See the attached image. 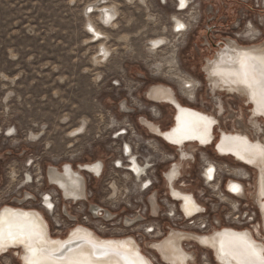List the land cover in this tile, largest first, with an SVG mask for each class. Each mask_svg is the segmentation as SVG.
Listing matches in <instances>:
<instances>
[{
	"label": "rangeland",
	"instance_id": "obj_1",
	"mask_svg": "<svg viewBox=\"0 0 264 264\" xmlns=\"http://www.w3.org/2000/svg\"><path fill=\"white\" fill-rule=\"evenodd\" d=\"M141 1L0 0V203H10L20 195V181L25 171L35 177L38 166L43 170L48 165L60 167L69 163L70 159L73 163L96 159L102 161L103 166L105 162L106 168L101 179L88 184L92 193L90 201L117 215L114 222L103 225L106 227V236L133 232L142 234L137 228L143 230L150 223L160 225L162 230L166 227L169 221L163 215L167 210L165 205H162V214L159 213L158 218L144 216L142 226H120V219L126 215L133 216L142 208V203L139 204L141 198H138L132 184H115V194L111 192V184H107L111 177V163L123 141L120 136L113 140L111 137L116 131L127 127L131 130L126 141L134 134L146 139L147 134L138 125L140 116L150 120L156 118L154 121L159 123L163 131L170 127L172 109L166 105L155 106L157 113L154 114L151 112L153 106L144 96L147 87L158 83L170 86L184 106L212 115L210 100L201 83L204 80L200 73L202 64L227 38L236 39L242 45L264 40V22H259V16L264 17V8L257 0L241 1L243 4L240 0H195L197 7L193 14L186 12L190 25L182 20L186 24L185 32L181 36H174L170 28L173 18L179 17L174 13L172 3L163 0L165 6H160L158 0ZM91 4L117 9L114 18L117 20L109 23L112 28L99 26L102 23L98 13L89 14L86 9ZM84 13L92 16H85ZM88 21L104 34L100 40L95 41L91 37L86 28ZM238 23L241 25L236 28ZM248 23L257 31L259 38L256 41L249 40V34L245 33ZM157 38H167L171 42L170 46L151 52L150 40ZM171 45L176 49V69L179 74L196 79L201 84L194 105L180 98L178 81H170L167 75H162L163 59L172 55ZM101 47L109 50L104 59L99 51ZM168 69L164 67V72ZM122 102L126 103L130 112L120 109ZM228 104L235 114L240 115L241 107L243 114L248 116V108L240 100L230 99ZM227 121L221 128L225 132L235 133L232 122L229 119ZM5 130L12 131V136L5 137ZM215 131L218 132V129ZM72 132L75 134L71 135ZM74 137L77 138L71 139ZM156 143L161 151L172 153L171 147L159 140ZM203 151L208 161L206 158L201 161L200 151L195 153L196 161L187 170L183 180L193 189L196 200L206 208V214L202 215L198 224L205 223V230L208 231L214 225L213 218L217 217L224 227L239 230L250 227L251 224L243 227L229 225L238 219L233 212L238 210H234L229 202L219 201L217 193L223 185L220 181L224 183L230 179L243 183L249 191L253 172L246 170L247 180L242 178L243 181H240L234 174L236 169L232 168L235 166L232 160L218 158L211 146ZM26 160H33L34 166L25 169ZM203 162L207 164L204 168H208L209 162L217 166L218 176L208 188L203 187L199 179ZM164 168L165 165L159 166V178ZM226 170H230L233 176H227ZM27 177L30 176L27 174ZM155 187L159 191L160 202H163L165 196H162L161 183ZM22 190L31 192L37 198L40 192L51 191L52 187L41 181ZM237 202L239 207L242 204L239 208L241 213L253 215V205L244 200ZM26 205L38 208V204L33 201ZM81 209L82 206L77 204L72 206L71 211L76 214ZM58 215L55 214V217L61 219L63 225L60 229H55L51 221L48 222L52 237L64 236L66 229L72 225ZM91 223L97 224L95 220ZM113 223L116 226H109ZM11 253L0 259L2 264H17ZM197 253V264H204L201 260L203 253ZM206 256L208 264H213L209 255Z\"/></svg>",
	"mask_w": 264,
	"mask_h": 264
},
{
	"label": "bare ground",
	"instance_id": "obj_2",
	"mask_svg": "<svg viewBox=\"0 0 264 264\" xmlns=\"http://www.w3.org/2000/svg\"><path fill=\"white\" fill-rule=\"evenodd\" d=\"M172 3L175 4V7L179 6L180 11L187 13H189L187 11L188 7L193 6V4L189 6L187 4L185 7L180 6L179 4H182V0H172ZM86 9H88L89 13L97 12L100 23L104 25H109L117 13V9L112 6L100 7L96 4H91ZM86 28L95 41L100 40L104 36L102 31L98 30L90 21L86 23ZM176 28L180 31L182 29V27L177 25ZM225 40L222 42V46L214 51L212 59L205 62L201 70V75L204 77L205 93L210 100L213 112L212 115L184 106L175 98L170 88L154 86L144 91V96L147 101L169 106L174 114L172 117V125L163 132L145 117L140 116L138 118V125L144 131H147L148 134L145 133L148 138H141L136 134H134V137L141 139L143 143L149 145L150 149L154 150H156L155 137H161L171 144L169 146L173 149L172 153L165 154L172 158V162L168 164L163 179L161 180L162 196H165L162 202L163 204H160L159 201V191L156 190V187H153L149 189L147 202L145 199L142 200V206H146V216L150 213L155 217L161 211L162 205H165L167 207L166 212L168 213H166L167 215L165 214V217L166 219L171 218L174 226L168 223L162 230L161 226L158 225V229L153 230V234L149 238H143L141 234H134V232L133 234H116L118 229L115 231L116 235L108 237L105 234L107 233L105 231L106 227L103 225L108 222H114V214L107 209L102 211L101 207L98 206L99 204L97 205L88 200L86 185L87 174L85 171L89 170L94 173L95 181H98L103 171V162L95 160L97 163L93 167H91L92 163L86 162V164L79 162L75 166L70 162L60 167L49 165L48 168H44L43 170L39 169L37 177L38 181H40V176H43L45 182L52 187L51 192L58 195V207L55 205L53 198H51V192H40L42 194L41 196L44 197L41 201L44 202L46 207L42 205L38 208L27 206L25 202L32 195L26 191L23 192L22 188L19 189L22 197L19 195V198H14L10 202V204L12 203L11 205L0 203V259L8 257L10 255L9 253L12 252L11 256L16 260L17 264H30V261L32 264H121L118 257L114 255L95 258L90 247L85 244L65 254L61 259L55 258L56 251L62 240L66 238L76 239L80 236L82 238H90L96 242H109L120 251L141 256L143 261L140 262L136 259L137 261L133 260L132 264H197L198 251L208 253L213 264H239L241 260L246 259L240 255V250L246 247L248 243L253 244L258 250L264 249V160H261L258 154L252 155V153L257 151V147L264 148V119L259 116L260 114L264 116V102L255 98V102H258V105H255L256 112L253 111L249 105L250 98L253 100V93L238 81L239 75L237 77V74L235 75L232 72V68L235 67L234 63L241 55L251 56L257 62L255 65H260L264 70V41L258 45L242 47L235 44H226ZM170 43L167 38H157L150 40L149 49L151 52H156L164 46L168 45L169 47ZM225 44L230 50V53L227 54L228 59L224 58L225 52L223 47ZM175 50V46L171 45L170 52L172 55L163 59L162 72L169 79L178 81L177 83L180 86L190 84V78L185 75H180L176 69ZM99 51L102 53L101 57L103 59L109 53V50L104 47H101ZM205 59H208V57ZM164 67L169 69L164 72ZM182 93L187 97H192L189 90L183 89ZM226 98L240 100L248 108V116L243 114L241 107L240 115L232 112L229 107H226V104L221 102ZM120 109L130 112V109L124 102L120 104ZM224 115L226 116L224 117ZM152 119L154 121L156 118ZM227 119L232 122V128L235 130V133L225 132L221 128V126L223 127L224 124L226 125L229 122ZM216 128L220 133L217 136ZM121 130L128 134L131 129L125 127ZM6 132V137H10V131L6 130ZM75 132H72L71 135L75 134ZM119 136L121 137V134L114 138L111 137V139H116ZM162 143L165 145V142ZM208 146L213 147L214 153L218 158L231 159L233 163L245 166L253 172L254 180L249 191L239 181L231 179L224 183L220 181V184H223L221 188L225 194L236 200L249 202L255 207L256 211L252 213L253 215L251 213L249 215L245 212L241 213L239 208L242 204L239 207V202L225 195L220 189H218L217 193L219 201L222 203L229 202V205L234 210H238H232L235 212L234 214H237L235 216L238 219L235 222L229 223V225L234 224L243 227L251 224V228L247 227L246 229L241 228L239 230L233 227H224L217 217L213 218L214 225L212 227L210 226L208 231H200V225L190 227L187 224V227H183L182 225L184 223H179V225L176 223V217L181 218L180 220L184 222H189L190 220L198 221L202 218L203 214H206V208L196 200L192 191L193 189L189 186H182L178 182L185 178L187 166H191L193 162L195 163V151L198 149L207 150ZM230 154L234 157H231ZM131 159V163L133 164L134 162L139 167L138 162L133 158ZM203 164L201 173L205 175V178H213L214 180V172L216 176L218 173L217 170L212 165L204 170L207 164L205 162ZM24 167L26 168L25 165ZM72 167L76 169L73 170ZM235 169L233 168L236 177L247 180V174H245L246 172L243 168ZM241 172H244V175ZM27 174L30 176L29 179L28 177L26 178ZM226 175L233 176L230 174V170H226ZM199 179L205 188L213 184V181L208 182V186H206L201 174ZM24 180L27 183L30 181L34 183V178L28 171H25V176L22 177L20 183ZM135 186L137 187L138 185L136 184ZM110 189L114 194L117 191L115 184H111ZM137 196L138 198L140 197L139 195ZM83 199L88 200V207L96 216L103 217L106 221L100 217H96L95 221L97 224L95 225H92L91 222L86 224L77 221L66 229L64 236L52 237L51 231L49 230L51 226L44 216V212L50 213L52 216L50 221L53 223L51 225L55 229H60L63 226L62 221L61 219H57L55 214L60 212L61 205H63V213L73 218L69 214L68 206H72V204H80L83 206ZM139 204L141 203L139 202ZM58 216L60 218L62 217L60 213ZM256 220H258V223H256ZM120 221L121 227H123L122 224L128 226L139 223L141 225L144 218L139 213L133 216L127 215L121 218ZM155 225L157 228V224ZM109 226H116V224L113 223ZM150 226L154 227L153 223L145 225L143 229ZM140 229L137 228V230L141 231ZM30 232L34 233L31 238L29 237ZM204 252H202L203 254L201 256L203 258L201 260L204 264H208L209 259L206 258L207 256ZM131 258H133L132 255ZM0 264H2L1 260ZM253 264H259V261H254Z\"/></svg>",
	"mask_w": 264,
	"mask_h": 264
},
{
	"label": "built area",
	"instance_id": "obj_3",
	"mask_svg": "<svg viewBox=\"0 0 264 264\" xmlns=\"http://www.w3.org/2000/svg\"><path fill=\"white\" fill-rule=\"evenodd\" d=\"M194 1L195 0H189L188 6L189 5H192ZM170 2L172 3V1L169 0L168 3H170ZM158 3H159L160 6H165L163 0H158ZM172 6H173L174 13L181 20H183L187 25H190V22L191 21L189 20L188 14L189 13L193 14V11L196 9L197 5L194 3L193 6H190V11H189L188 14L185 11H180L179 6H176L175 7V4H173V3H172ZM89 14L88 15H85V13H84L85 16H92V15H89ZM116 20L117 19H115L114 22ZM99 26H101L104 29L112 28L111 24L109 25V27H106V25H104V24H99ZM170 30H171V34L174 35V36H181L182 34H184V33L180 32L179 29L174 28V27L173 28H170ZM119 134H121L120 139L123 138V141H121V143L119 144V146H118V148L116 150V158L111 163L110 171H109L111 177L109 178L110 180L107 181V184H132L134 186V188H136L137 195H139L142 198L141 201H140V203H142V200H144V199L147 202V198L149 196V189H151L153 187L155 188L156 184H160L161 183V180L163 179L164 172L166 171V168H167L168 164H170L172 162V158L170 156H168V155H165V154H168V153H165V152H163V151L160 150V146H159L158 143L155 144L156 150H154V149H150L149 148V145L143 143L141 139H138V138H136L134 136H131V138H129V139L127 138V141H126V137L129 135V133L128 134L126 132L124 133L123 130L118 131L117 133H115V135L112 136V138H114L115 136H118ZM6 135H7V132L5 130L4 136L6 137ZM75 138H77V137H74V138H71V139H75ZM155 138H156V141L155 142H157V140L163 142L159 137H155ZM115 141H118V140H115ZM125 143H127L128 148L125 146ZM165 145L166 146H169L167 144H165ZM131 158H133L136 162H138L139 168H141V170L138 169V168L135 169V168L132 167V163H131V160L132 159ZM95 160L96 159H85L83 161L80 160V161H77V162L73 163L72 162V159H70L68 162H70L72 164H76V165L79 162H91L92 163L91 164V167H93L97 163ZM34 164H35V162L33 160H26V162L24 163V165L26 166V168L25 167L24 168L25 169H30V168H32L34 166ZM161 165H165V168H164L163 171H161L159 173L160 174V178H159V176H158L157 173H158V168ZM48 166H46L45 168H48ZM105 168L106 167H105V162H104L103 172L101 174V178L104 175ZM39 169L40 168L38 166L37 167V173H38V170ZM85 171H86V174H87L86 175V185H87V191H88L87 198H88V200H90L92 198V193L89 191V185L88 184H92L95 181V176H94V173L90 172L89 170H85ZM200 174H201L202 179L204 181V184L206 186H208V184H207L208 182H212L213 181V178H205V175L203 173L200 172ZM200 174H199V176H200ZM32 177L34 178V183H32V181H30V182L27 183L26 180H24L23 182L25 184L22 182V184H20V187L19 188H22L23 189V188L29 187V186H31V185H33L35 183H39L41 181H44L45 182L43 176H40V178H39L40 181H38V177L37 176L34 177L32 175ZM126 182H128V183H126ZM45 184L47 186H49V184L47 182H45ZM134 184H137L138 186L136 187ZM140 184H142V185H140ZM47 192H51V191H47ZM28 193H30L32 195V197L29 198V200L26 201L25 203H27L29 201L30 202L33 201V202H35V203L38 204V207H40L41 205L42 206H45L44 205V202L41 201V200L44 199V197H42L41 194H38V196L36 198L34 196V194H32L31 192H28ZM226 193H228V192L226 191ZM51 194H52L51 195V198H53V200L55 202L56 197L58 198V195L55 194V193H53V192H51ZM144 196H146V198H144ZM88 200L83 199L84 205L83 206L81 205L82 206V209L80 211H77L76 214H73V212L71 211L72 206H75V204H72V206H68L69 214L73 218H70L69 216H67L66 214L63 213V205H61V207H60L61 210H60L59 213L62 216V218H64L68 223L73 224L74 222L76 223L78 221V222H82V223L89 224V222H91L92 220H96V217H100V216H96L93 213V211H91V209L88 207ZM160 203H162V202H160ZM55 205L58 207L59 200L57 202H55ZM98 206L101 207V210L102 211L105 209L101 205H98ZM138 209H139V206H138ZM110 212H112V211L110 210ZM140 212H142L141 214L143 215V218H144V216H146L145 215L146 214V206L145 207L142 206V208H140V210L138 212H136L135 214L138 215ZM159 213L162 214L161 211ZM166 213L167 212H165V214ZM112 214H113V212H112ZM165 214H163L164 217H165ZM243 215H245V213H243ZM44 216L46 217V219L48 220V222L51 220V217L52 216L50 215V213L44 212ZM82 216H84V218H82ZM116 216L117 215H114V219L116 218ZM147 216L149 218L156 219V218L159 217V214H158V216H155L154 217L153 215H151L150 213H148ZM100 218H102L104 221H106L103 217H100ZM180 219L181 218H177L175 220H177L176 222L184 223L183 225H187L188 224L190 227H197L199 225L198 224L199 223L198 221H193V220H190L189 221V220H186V221H189V222H184V221H182ZM167 220L172 224V226H174V224L171 221V218H167ZM169 222H167V224ZM50 223H53V222H50ZM150 224H152V223H150ZM147 225H149V224H147ZM153 225H154V227L153 226H150V227H148L146 229L141 230V232H142L141 237H143V238H149V236L153 234V230L158 229V227L160 226V225L159 226L157 225V228H156V225L155 224H153ZM122 226H123V228H129V227H131L133 225L130 224V225L126 226L125 224H122ZM199 227L201 228L200 231H204L205 229H207V225L205 223H201ZM52 228H51V230H52Z\"/></svg>",
	"mask_w": 264,
	"mask_h": 264
},
{
	"label": "water",
	"instance_id": "obj_4",
	"mask_svg": "<svg viewBox=\"0 0 264 264\" xmlns=\"http://www.w3.org/2000/svg\"><path fill=\"white\" fill-rule=\"evenodd\" d=\"M221 44H223V43H221ZM223 50L225 52L224 58L228 59L227 54L230 53V50L226 44L224 45ZM241 60H244V61L246 60L248 62L249 67H248L247 71L249 72L250 75L254 76L257 80L264 79L263 67L261 68L260 65H255V63H257V62L251 56H247V55H241L236 60V62L234 63L235 67L232 68V72L235 73V75L237 74V77L239 75L238 81H240L241 84H243L244 86L249 88V90L252 92V89L246 83H244L243 75H244L245 69L242 68ZM228 62H229V60H228ZM255 98H257V100H259L261 102H264V91L257 89ZM255 98L253 97V100L251 98L249 100V105L252 107L251 109L253 111H255V109H256L255 105L256 104L258 105V102H255L256 101ZM259 116L264 119V116L262 114H260ZM217 134L218 135L220 134L219 131L217 132ZM159 138L163 142H165V144L171 146V144H169L166 140H164L161 137H159ZM214 148H215V146H214ZM230 156L234 157L232 154H230ZM84 244L90 247V249L93 253V256L95 258H104V257H107L109 255H114V256L118 257L121 264H132L133 263L132 261L133 260L135 261L136 259L140 262L143 261L141 256L120 251L117 248H115L114 246H112L109 242H96L90 238H85V237L82 238L81 236L76 238V239L66 238V239L62 240V242L59 244V247L56 251L55 258L61 259L65 254H67V253H69V252H71V251H73V250H75L81 246H84ZM131 255L134 259L131 258Z\"/></svg>",
	"mask_w": 264,
	"mask_h": 264
},
{
	"label": "flooded vegetation",
	"instance_id": "obj_5",
	"mask_svg": "<svg viewBox=\"0 0 264 264\" xmlns=\"http://www.w3.org/2000/svg\"><path fill=\"white\" fill-rule=\"evenodd\" d=\"M248 2L247 0H240L239 2ZM241 2V3H242ZM257 2H258V4H261L262 5V7L264 8V0H257ZM194 3H196V1H194L193 2V4ZM187 4H189V0H182V4H179L180 6H182V7H185ZM192 4V3H191ZM243 4V3H242ZM187 11H190V7H188V9H187ZM259 22L262 24L263 22H264V17H261V16H259ZM176 25L177 26H180V27H182V29H181V31L180 32H184L183 30H185V28H186V24L183 22V21H181L179 18H173V25H172V28L174 27V28H176ZM240 25H241V23H238L237 25H236V28H239L240 27ZM245 33H248L249 34V40H251V41H256L258 38H259V36L256 34L257 33V31L254 29V26L251 24V23H248V25L245 27ZM239 36H237V38H238ZM236 38V37H235ZM264 40H262V41H260L259 43H256V44H250V45H242V44H240V43H238V41L236 40V39H232V38H227L226 40H225V42H226V44H235V45H237V46H242V47H246V46H252V45H258V44H260V43H262ZM210 59H212V56L211 57H208V59H205V61L203 62V64H202V67H201V69H200V73H201V70H202V68H203V66H204V64H205V62L207 61V60H210ZM176 60H177V57H176ZM179 72V71H178ZM162 75L163 76H165V74H163L162 73ZM185 76H187V75H185ZM189 77V76H188ZM190 78V80H191V83L190 84H183V85H179L178 83V87H179V90H180V92H179V96H180V98L181 99H184L187 103H189V104H191V105H194L195 103H196V100H197V93H198V89H199V87L201 86V84H199V82L196 80V79H193V78H191V77H189ZM168 80H170V81H172V80H174V79H168ZM202 83V86H203V88H204V81H202L201 82ZM154 86H164V87H167V88H170L172 91H173V93H174V96H175V98L178 100V101H180L179 100V98L177 97V95H176V93H175V91L170 87V86H168V85H166V84H162V83H158V84H154V85H152V86H149V87H147L146 88V90L147 89H149L150 87H154ZM183 89H185V90H189L190 92H191V94H192V97L190 98V97H187V96H185L183 93H182V90ZM145 90V91H146ZM230 99H233V98H226V99H223V101H221L222 103H224V104H226V107H229L230 109H231V107H230V105L228 104V101L230 100ZM181 102V101H180ZM149 103H151V106H153V108L156 106H159V105H162V106H165V105H163V104H158V103H154V102H149ZM210 108H211V105H210ZM232 110V109H231ZM157 110L154 108V109H152V111L151 112H153L154 114L155 113H157L156 112ZM173 111V110H172ZM173 114H174V112H173ZM143 117H145V116H143ZM173 117V116H172ZM146 118V117H145ZM149 122H151V123H153L154 125H156L157 127H158V129L161 131V132H163V130L160 128V125H159V123L158 122H156V121H152V120H150V119H148V118H146ZM171 125H172V123H171ZM170 125V126H171ZM146 133H147V131H145ZM11 133H12V131H10L9 132V135H11ZM148 134V133H147ZM125 146L128 148V146L125 144ZM198 151H200L199 152V154L201 153V155H202V158H201V161L202 160H205V156L203 155V153H204V151L202 150V149H198V150H196L195 151V153H198ZM175 152V151H174ZM175 160H176V155H175ZM206 160H207V158H206ZM231 160V159H230ZM208 161V160H207ZM87 163H91V162H87ZM84 164H86V163H84ZM79 165H83V164H79ZM133 167L135 168V169H140L134 162H133ZM210 165H212V166H214V168H215V170H217V166H216V163H213V162H209V164H208V166H210ZM228 167V166H227ZM73 168V167H72ZM191 168V166L189 165V166H187V169H186V172H185V174L187 173V170H189ZM232 168H239V169H241V168H243L244 169V171L246 172V170H248V171H251L250 169H248L247 167L245 168V166H242V165H238V164H235V166L234 167H232ZM76 168H73V170H75ZM207 168H204V170H206ZM246 174V173H245ZM15 175V173L13 172V177H15L14 176ZM252 175H253V180H254V174L252 173ZM217 174H216V176H215V172H214V180H213V183L215 182V180H216V178H217ZM216 177V178H215ZM248 177V176H247ZM30 177H28V179H29ZM240 181H243V180H241L242 178H238ZM247 179V178H246ZM184 180V179H183ZM183 180H180L178 183L179 184H181L182 186L184 185V186H188V185H186V183H185V181H183ZM244 181H245V179H244ZM252 184H253V182H252ZM190 187V186H189ZM221 191H222V188H221V186H220V188H219ZM223 192V191H222ZM224 193V192H223ZM225 194V193H224ZM225 195H227V194H225ZM228 196V195H227ZM20 197H22V194L20 195ZM228 197H230L231 199H233V200H236L235 198H233V197H231V196H228ZM17 198H19V197H17ZM236 201H238V200H236ZM5 204H7V205H11L10 203H5ZM255 209V208H254ZM254 211H256V210H254ZM256 214H257V212H256ZM257 218H258V214H257ZM121 222V221H120ZM256 223H258V220H256ZM137 226H139L140 224L138 223V224H136ZM135 225V226H136ZM136 226V227H137ZM164 236V235H163ZM202 253V252H201ZM206 255L208 254V253H205ZM209 255V254H208ZM209 257H210V255H209ZM211 258V257H210Z\"/></svg>",
	"mask_w": 264,
	"mask_h": 264
},
{
	"label": "snow or ice",
	"instance_id": "obj_6",
	"mask_svg": "<svg viewBox=\"0 0 264 264\" xmlns=\"http://www.w3.org/2000/svg\"><path fill=\"white\" fill-rule=\"evenodd\" d=\"M249 65L248 62L242 61V68L245 69L243 80L251 89L253 93V97H256L257 89L264 91V79L257 80L254 76L250 75L247 71ZM259 155L261 160H264V148L257 147V151L252 153V155ZM34 233H29V237L31 238ZM240 255L245 257L239 262V264H253L254 261H259V264H264V249H257L253 244L248 243L246 247L240 250ZM30 264L32 262L30 261Z\"/></svg>",
	"mask_w": 264,
	"mask_h": 264
}]
</instances>
